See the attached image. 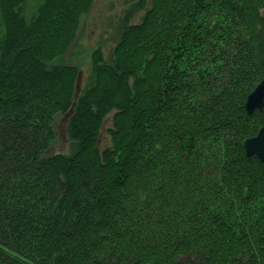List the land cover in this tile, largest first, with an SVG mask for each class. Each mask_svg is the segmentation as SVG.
<instances>
[{
  "label": "trees",
  "instance_id": "trees-1",
  "mask_svg": "<svg viewBox=\"0 0 264 264\" xmlns=\"http://www.w3.org/2000/svg\"><path fill=\"white\" fill-rule=\"evenodd\" d=\"M94 3L0 0V264H264V0H140L80 85Z\"/></svg>",
  "mask_w": 264,
  "mask_h": 264
},
{
  "label": "rangeland",
  "instance_id": "rangeland-1",
  "mask_svg": "<svg viewBox=\"0 0 264 264\" xmlns=\"http://www.w3.org/2000/svg\"><path fill=\"white\" fill-rule=\"evenodd\" d=\"M140 0H95L94 6L90 13L82 15L77 37L63 56L55 59L56 63H70L80 68L82 72L81 84L85 81L91 71L92 55L98 48L104 49L107 56L115 45L117 36V25L128 8ZM145 11L141 10L133 18V22H138L144 15ZM58 124V135L52 144L49 152L68 151L69 142L63 130V122ZM112 116H109L101 137V147L110 145V137L106 129L111 125Z\"/></svg>",
  "mask_w": 264,
  "mask_h": 264
},
{
  "label": "water",
  "instance_id": "water-1",
  "mask_svg": "<svg viewBox=\"0 0 264 264\" xmlns=\"http://www.w3.org/2000/svg\"><path fill=\"white\" fill-rule=\"evenodd\" d=\"M245 108L249 115L264 108V78L249 94ZM243 146L248 156L255 155L264 164V128L257 135L245 140Z\"/></svg>",
  "mask_w": 264,
  "mask_h": 264
}]
</instances>
